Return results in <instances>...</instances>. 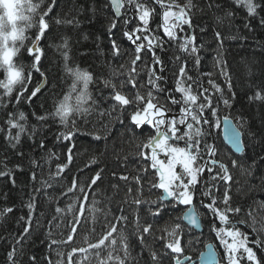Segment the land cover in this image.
I'll use <instances>...</instances> for the list:
<instances>
[{
    "label": "trees",
    "instance_id": "16d2710c",
    "mask_svg": "<svg viewBox=\"0 0 264 264\" xmlns=\"http://www.w3.org/2000/svg\"><path fill=\"white\" fill-rule=\"evenodd\" d=\"M193 2L197 6L192 9L193 28L186 31L189 34L194 33L197 37L196 45L200 49L197 55L200 58V64L197 66L194 58L187 57L188 74L201 80L204 87L209 88L210 93L214 94L213 102L214 105H218L219 117L229 115L238 122L243 135L244 148L240 156L226 155L225 152L220 154L221 148L225 150L220 137L218 136L217 139L211 133L207 141L216 145L219 160L229 165L232 160H237L240 165L230 169L233 177L229 182L232 206L239 205L243 209L234 219L249 221L254 219L257 222L256 226L261 227L264 225V102L253 101L249 97L253 96L257 89L264 91V25L261 24V17H264V0H256L260 7L257 9L258 15L255 18L248 17L246 9L231 3V0H215L222 5L220 9H209L208 0H193ZM50 3L51 0H44L45 7ZM177 3L183 5L186 0H177ZM228 9H231L235 16L225 18L223 22L217 21L216 17H223ZM50 17L51 31L41 42V47L46 53L42 64V71L48 77L46 83L31 102L25 99L18 108L12 106L0 108V129H3L0 131V172L10 171L8 175H0V210L5 207L13 209L11 213L0 216V264H12L8 254L13 250L15 264H67L68 253L72 252L73 248H87L89 243H96L106 230L102 226L111 220L112 216H119L121 209L129 218L126 225H121L129 245L128 264H152L150 253L153 250L157 253L163 251L162 245L154 237L161 235L162 228L166 226L170 228L174 223H182L181 220H177V217L182 216V211H178L179 206L175 209L171 206L162 209V214L153 220L149 211L154 210L157 205L145 202L138 208L132 203V196L127 195L129 187L133 188V195L138 187L131 178L138 173L143 176L141 171L143 164L137 156V145L146 142L152 129L148 125L136 128L131 124L128 113L133 111L134 107L128 108L123 115L120 114L119 109L111 112L110 115L103 116H100L99 109L87 114L81 111L72 115L70 119L76 121L77 130L73 139L67 141L57 140V135L65 131L59 118L50 117L46 122H40L36 118L53 112L54 101L58 102V99L68 92V86L72 83V77L63 71L64 61L60 53L52 46L63 43L64 38L68 39L73 66L88 70L95 77L96 82L89 85V93L93 99L97 100L101 108L109 109V102L103 99L108 96L109 90L104 89L100 80L107 78L112 69L119 71L120 65L130 66V60L133 57L132 46L123 36V20H120L118 26L109 32V26L115 17L108 0H57ZM57 17L72 20L74 23L55 24L54 20ZM76 21L78 23H75ZM36 31L38 29L35 27L26 28L25 44L27 46L31 45ZM217 31L223 36L222 46L221 42L215 38ZM113 40L120 47L119 56L113 54ZM16 46L21 50L13 58L14 63L29 66L31 57L26 47L19 42ZM157 54L166 66V71L162 73L166 78L162 82L163 86L172 88L174 87L173 76L178 72L179 67L175 57L181 53L175 44H167L165 51L157 50ZM144 60L151 63V53ZM217 60L220 61L219 64ZM143 67L144 63L141 62L138 70H142ZM206 74H211V79L221 87L224 96L230 99L231 107L223 105L220 93L215 92L208 85L209 76ZM125 78L126 74L120 77V79ZM138 78L143 82L145 76L142 73ZM4 79V70L0 68V80ZM40 80L39 74L34 73V79L28 86V95H31L32 89ZM229 82L231 83L230 91ZM15 87L16 91H19V86ZM125 91L130 94L134 92L130 86ZM2 92L3 89H0V93ZM69 103L75 105L74 95ZM89 106L91 101L86 100L81 108ZM14 111H22L26 114L29 134L31 126L36 127L34 139H30L29 134H23L20 143L15 147L5 139L7 133L5 121L8 113ZM208 116L211 117V114L209 113ZM211 119L215 123V117ZM204 127L207 129L206 125ZM14 134L15 130H13ZM97 136L100 138L96 139ZM42 139L45 142L43 150L39 148ZM69 147L72 148L71 163L68 162ZM49 150L55 154L51 160L46 159V153ZM146 151L149 152L148 149ZM33 159L38 161L39 167L33 166L31 163ZM57 164L67 165L64 172L58 176L55 175ZM34 171L35 180L32 178ZM98 172L101 173V178L89 188L92 177ZM121 176H129L130 179L124 181L120 179ZM74 178L78 184L75 191L61 195L72 187ZM153 178L154 170L150 169L148 176L144 178L143 191L139 196L143 201L155 200L160 195L159 190H150V182ZM44 181H47L50 187H45ZM80 186H83V192L88 194L87 201L81 194ZM42 187L45 190L35 191ZM223 191L224 186L221 184L219 188L221 199ZM30 197L37 198L31 221L28 220L29 208L27 207ZM198 198L201 201L200 196L195 197L193 201L197 210L201 207L198 204ZM93 199L97 201V207L101 209L95 221L89 213L85 212L84 221L74 225L73 213L57 214L55 211L57 207L63 209L70 204H91ZM202 212L203 216L199 212L202 233H196L182 223L186 233L183 237L184 244L188 245L189 240L193 241L185 251V255L192 259L198 257L207 243L206 239H209L213 233L211 227L214 221L211 213L207 209H203ZM137 213H139L141 225L145 220L154 225L152 235H146L143 244L134 223ZM54 217L55 220H53ZM49 221L53 222L49 223ZM74 226L77 232L74 239L68 241ZM25 227H29L28 233H24ZM240 227L242 231L249 234L250 239L256 238L250 227L243 224ZM213 241L216 244V238ZM120 247L118 244L117 250ZM253 247L257 255L264 259V250ZM107 251L105 249L102 255L106 256ZM87 256L85 264H97L94 253L89 252ZM33 257H35L34 260ZM75 259L80 261L83 259V254L78 253ZM163 264H169V261L164 259Z\"/></svg>",
    "mask_w": 264,
    "mask_h": 264
},
{
    "label": "snow or ice",
    "instance_id": "6c2138e0",
    "mask_svg": "<svg viewBox=\"0 0 264 264\" xmlns=\"http://www.w3.org/2000/svg\"><path fill=\"white\" fill-rule=\"evenodd\" d=\"M57 0H51L45 7L44 0H0V68L4 70L5 79L0 80V108L9 106L18 108L25 99L31 102L36 97L43 85L46 83L47 74L42 71L43 57L46 55L45 49L41 47L42 39L51 31L50 13L54 10ZM110 6L114 12L109 26V32L118 26V22L123 20V36L128 40L133 49V57L130 60V66L120 65V70L112 69L107 78H101L100 82L104 89L109 90V94L103 97L105 102H109V109H103L97 100L93 99L89 93V85L96 82L93 74L88 70H82L78 66H73L70 55L68 39L64 38L63 43L52 45L60 53L64 63L63 71L66 75L72 77V83L68 86V92L54 101V110L43 116L36 117L40 122H46L50 117L59 118L65 131L57 135V140H71L74 137L76 121L71 120V116L83 111L85 114L99 109L100 116L110 115L111 112L119 109L120 114L127 112L128 108L134 110L128 113V118L132 125L140 128L142 125H150L154 134H150L147 141L142 145H137V156L140 158L143 167L141 169L143 176L137 174L131 179L138 187L133 195V188H128L127 195L132 196V203L138 208L145 202L150 205H157L154 210L149 211V215L155 220L162 214V209L168 206L175 208L177 205L193 206L194 198L200 196L201 206L213 217L211 231L215 233L217 246L206 245L208 248V264H264V259L257 255L258 248L264 250V225L257 227V222L249 220H235L234 217L241 214L243 209L237 205L232 206L230 192V181L233 179L230 169L239 165L237 160H232L231 165L219 160L218 149L215 144L208 143L207 137L211 135L209 129L213 126H219V120L214 121L211 117H218V105H214V94L210 93L209 88L204 87L203 82L188 74V59L194 58L195 64H200V58L197 55L199 47L196 45V35L189 34L187 30L193 28V12L196 8L193 0H186V3L180 5L177 0H109ZM246 9L248 17L255 18L258 15L257 9L260 7L256 0H231ZM209 9H220L222 5L215 0H208ZM202 10V9H201ZM235 13L228 9L224 16H217L219 22L225 18H233ZM38 18V19H37ZM55 24H72L74 21L65 20L57 17ZM75 23H78L76 21ZM261 24L264 25V17H261ZM248 27V25H245ZM37 28L31 45L27 46L25 41V30ZM203 31V29H201ZM215 38L223 42L222 34L217 31ZM17 42L26 47L31 57L29 66L23 63L17 65L13 58L20 52ZM167 44H175L181 53L175 57L179 64L178 72L174 73V87L165 88L163 83L166 78L162 75L166 71V66L157 50L165 51ZM113 54L120 55V47L115 40L112 41ZM151 53V63H147L144 58ZM186 54V55H185ZM182 61V62H181ZM141 62L144 63L142 70L139 69ZM219 64L220 61L217 60ZM157 66L159 68L157 69ZM34 73L39 74L41 80L36 87L32 89L31 95H28V86L34 79ZM144 74L143 82L138 78ZM126 74L125 79H120ZM209 76L208 85L215 92L220 93L222 103L226 107H231L230 99L224 96L221 87ZM117 80L119 81L117 83ZM82 85V87H81ZM19 86V91L16 87ZM131 87L132 94L125 91ZM229 91L231 83L228 84ZM75 96V105L69 101ZM13 98L15 103L13 104ZM253 101L264 102V91L257 89L253 96L249 97ZM91 101V106L81 108L85 101ZM211 114V117L208 114ZM35 116V113H33ZM228 121V117L224 118ZM7 133L5 139L15 147L20 143L23 134H29L27 116L24 112H9L5 121ZM207 126L205 129L204 126ZM13 130L15 134L13 135ZM3 131V129H0ZM228 138L235 146L236 152L241 150L242 133L235 126H230L225 130ZM36 127L31 126L30 139H34ZM100 137L97 136L96 139ZM183 142V146H180ZM39 148H45V142L42 139ZM150 149V153L146 151ZM163 154L166 158H160ZM55 154L50 150L46 153V159L51 160ZM205 156L207 159H205ZM72 161V148H68V162ZM34 167H39L38 161H31ZM19 167V166H17ZM66 164H57L59 175L64 172ZM179 168V171H177ZM154 170L153 181L150 182V190H162L161 194L155 200L143 201L139 198L143 191L144 178L148 176L149 170ZM9 172H0V175H8ZM115 176V173H113ZM158 177V180L156 179ZM33 180L36 179L35 171L32 174ZM101 178V173H96L92 177L91 188ZM121 180L128 181L129 176H121ZM14 183V181H13ZM224 186L222 199L220 198L219 188ZM45 187H50L47 181L43 182ZM78 187L74 178L72 187L61 195H67ZM45 190L44 187L35 189L36 192ZM81 194L87 201L88 194L83 192V186H80ZM36 197H30L27 207L29 208L28 220L31 221L32 213L36 208ZM208 202L205 203L204 201ZM166 202V203H165ZM78 210V212H77ZM11 207H5L0 210V216L11 213ZM56 213H73L74 225H79L85 219V212L89 213L92 220L95 221L97 214L101 211L97 207V201L92 200L91 204L76 203L70 204L66 208H56ZM199 213L194 206L182 217L177 220H186L188 224L200 227ZM250 215V214H249ZM107 216V214H106ZM21 219H24L21 217ZM128 216L121 214L112 216L111 220L103 225L106 229L102 237L96 243H89L87 248L76 249L68 253L67 264H85L89 252L95 254L97 264H128L130 259L129 245L127 236L121 225L128 223ZM55 220V217L53 218ZM114 221V222H113ZM53 221H49L52 223ZM218 222V224H217ZM136 232L141 243H144L146 235H152L154 225L145 220L141 225L139 213L135 218ZM247 225L255 234V239H250L247 232L242 231L240 225ZM161 235L154 237L163 247L162 253L152 251L150 258L152 264H163L167 259L169 264H191L192 258L185 255L186 248L193 243L188 241V245L183 242L186 235L182 223H174L172 226L162 228ZM29 232V227L24 228V233ZM77 228L74 226L72 233L68 236V241L74 239ZM23 235V234H22ZM53 243H56L53 241ZM120 249L117 250V245ZM253 245V246H250ZM107 249V255L102 252ZM222 249L223 251H217ZM123 253L122 255L120 253ZM83 254V259L77 261L75 256ZM203 255V254H202ZM9 260L15 264V251L9 252ZM33 260L35 257L32 258Z\"/></svg>",
    "mask_w": 264,
    "mask_h": 264
},
{
    "label": "water",
    "instance_id": "95a60500",
    "mask_svg": "<svg viewBox=\"0 0 264 264\" xmlns=\"http://www.w3.org/2000/svg\"><path fill=\"white\" fill-rule=\"evenodd\" d=\"M224 118H225V116L222 117V119H221V135H222V139H223V141L226 144H228V146L234 151V153L239 154V153H241L243 151V142H242L243 141V138H242L243 136H241V150H240V152H236L235 146L232 144V141L228 138V133L225 130H226V128H228L230 126H235L237 129H239V128L236 126V123L234 122L233 118L228 117V121L227 122L224 121ZM193 206H189L187 208V210L185 211V213H187ZM195 211H196V209H195ZM185 213H183V215ZM198 219L200 220L199 216H198ZM183 222L186 225H188L189 227L193 228L196 232H201L202 231L201 221H200V227L199 228H197L194 225L188 224V222L186 220H184ZM206 245L214 246V244L211 243V242L207 243ZM206 245L204 246V250L202 252H200L199 257L197 259H195V260H192L191 264H194V263H196V264H208V261H207L208 248L206 247Z\"/></svg>",
    "mask_w": 264,
    "mask_h": 264
},
{
    "label": "rangeland",
    "instance_id": "374dc122",
    "mask_svg": "<svg viewBox=\"0 0 264 264\" xmlns=\"http://www.w3.org/2000/svg\"><path fill=\"white\" fill-rule=\"evenodd\" d=\"M226 117H231V116H229V115H227ZM232 118V117H231ZM215 119H216V121L217 120H219V126H213L214 127V129H209V131L212 133V134H214L215 136H216V138L218 139V136L220 137V140H221V142L223 143V145L225 146V150L223 149V148H221V150H220V154L221 153H223V152H225V154L226 155H228V154H233V155H235V156H240L241 154H242V152L241 153H239V154H236V153H234V151L228 146V144H226L224 141H223V139H222V135H221V120H220V117L218 116V117H215ZM234 120V119H233ZM234 122L236 123V126L240 129V131H241V128H240V125L238 124V122H236L235 120H234ZM241 133H242V131H241ZM243 136V135H242ZM213 137V136H212ZM243 138V137H242ZM147 141V140H146ZM243 142V141H242ZM208 143H211V142H208ZM244 145V144H243ZM180 146H183V142H180ZM243 148H244V146H243ZM149 150V149H148ZM149 153H150V151H149ZM160 158L161 159H164L165 160V162H166V158L164 157V155L163 154H160ZM205 159H207V157L205 158ZM177 171H179V168H177ZM157 178V180H158V177H156ZM161 191L162 190H159V192H160V194H161ZM159 194V193H158ZM197 201H198V204L201 206V201L199 200V198L197 199ZM177 206H179V205H177ZM176 208V207H175ZM174 208V209H175ZM203 209H205V208H203L202 206L197 210V213H201V215L203 216ZM181 210H183V208H181V209H179L178 211H181ZM200 213H199V217L201 218V215H200ZM203 220V223H204V219H202ZM208 221V220H207ZM181 222V221H180ZM179 223V222H178ZM202 224V223H201ZM205 224V223H204ZM208 225V224H207ZM188 228H190V229H192L194 232H196L193 228H191V227H188ZM202 231H203V228H202ZM202 231L201 232H196V233H202ZM215 239V233L213 232V233H211V235L209 236V239H206V241L207 242H211L212 241V243L214 244V246H217L218 244H219V241L218 240H216V244H215V241H213ZM201 251H203V249L201 250ZM217 251H220V252H222L223 250H221V249H217ZM194 264H196V263H194Z\"/></svg>",
    "mask_w": 264,
    "mask_h": 264
},
{
    "label": "bare ground",
    "instance_id": "6f19581e",
    "mask_svg": "<svg viewBox=\"0 0 264 264\" xmlns=\"http://www.w3.org/2000/svg\"><path fill=\"white\" fill-rule=\"evenodd\" d=\"M148 126L151 128L150 125H148ZM151 134H154V130H152V133ZM212 144H213V142H212ZM149 151H150V149H149ZM179 207H180V209L183 208V210H181L182 211V216H183V213H185V211L187 210V206H185V205H179Z\"/></svg>",
    "mask_w": 264,
    "mask_h": 264
}]
</instances>
